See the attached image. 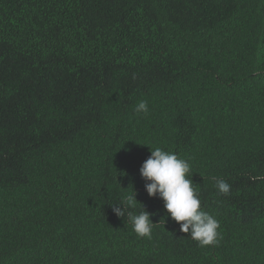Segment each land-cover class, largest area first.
I'll return each instance as SVG.
<instances>
[{
	"label": "trees",
	"instance_id": "16d2710c",
	"mask_svg": "<svg viewBox=\"0 0 264 264\" xmlns=\"http://www.w3.org/2000/svg\"><path fill=\"white\" fill-rule=\"evenodd\" d=\"M0 264H264V0H0Z\"/></svg>",
	"mask_w": 264,
	"mask_h": 264
}]
</instances>
